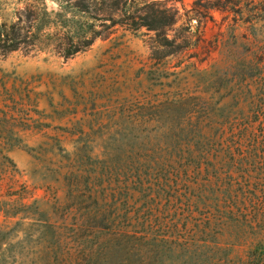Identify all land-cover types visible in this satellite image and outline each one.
<instances>
[{
    "label": "rangeland",
    "instance_id": "rangeland-1",
    "mask_svg": "<svg viewBox=\"0 0 264 264\" xmlns=\"http://www.w3.org/2000/svg\"><path fill=\"white\" fill-rule=\"evenodd\" d=\"M137 1L175 12L165 29L173 41L157 46L154 30L120 22L67 59L0 53V231L16 261L40 252L49 222L75 245L82 225L147 232L154 240L127 245L149 264L209 262L186 248L208 202L190 114L205 124L209 111L263 102L264 0ZM212 261L253 264L244 248Z\"/></svg>",
    "mask_w": 264,
    "mask_h": 264
},
{
    "label": "trees",
    "instance_id": "trees-1",
    "mask_svg": "<svg viewBox=\"0 0 264 264\" xmlns=\"http://www.w3.org/2000/svg\"><path fill=\"white\" fill-rule=\"evenodd\" d=\"M137 4V0H58V8L49 9L45 0H0V53L44 51L67 59L107 36V28L120 22L132 29L154 30L157 46L173 41L165 29L175 12L154 1ZM260 100L253 101L248 113L209 111L205 124L195 112L190 114L195 121L187 140L204 161L205 176L198 186L208 200L205 216L191 227L195 237L186 247L193 261L204 254L207 264H216L212 261L216 255L244 248L253 264H264V100ZM43 227L49 238L40 252L18 261L10 251V237L0 231V264H149L152 258L141 261L139 246L127 243L155 237L127 225H82L77 229L82 236L77 245L75 240L61 239L54 223L45 222ZM120 248L124 256L116 261Z\"/></svg>",
    "mask_w": 264,
    "mask_h": 264
}]
</instances>
